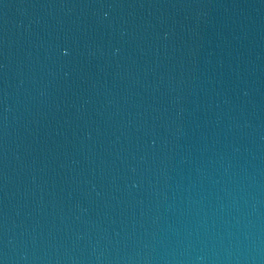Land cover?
I'll return each mask as SVG.
<instances>
[{
    "label": "water",
    "instance_id": "water-1",
    "mask_svg": "<svg viewBox=\"0 0 264 264\" xmlns=\"http://www.w3.org/2000/svg\"><path fill=\"white\" fill-rule=\"evenodd\" d=\"M2 264H264V0H0Z\"/></svg>",
    "mask_w": 264,
    "mask_h": 264
},
{
    "label": "snow or ice",
    "instance_id": "snow-or-ice-1",
    "mask_svg": "<svg viewBox=\"0 0 264 264\" xmlns=\"http://www.w3.org/2000/svg\"><path fill=\"white\" fill-rule=\"evenodd\" d=\"M0 264H2V261H0Z\"/></svg>",
    "mask_w": 264,
    "mask_h": 264
}]
</instances>
